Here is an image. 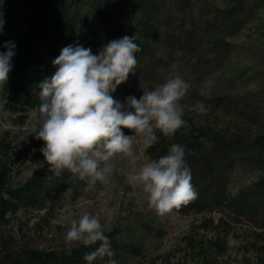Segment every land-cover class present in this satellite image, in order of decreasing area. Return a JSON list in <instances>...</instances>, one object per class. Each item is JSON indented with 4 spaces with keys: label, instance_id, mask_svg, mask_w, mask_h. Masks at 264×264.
I'll use <instances>...</instances> for the list:
<instances>
[{
    "label": "trees",
    "instance_id": "16d2710c",
    "mask_svg": "<svg viewBox=\"0 0 264 264\" xmlns=\"http://www.w3.org/2000/svg\"><path fill=\"white\" fill-rule=\"evenodd\" d=\"M198 1L15 0L12 9L3 11L5 23L3 35H0V45L10 40L16 44V48L8 80L0 86V102L5 110L14 114L33 110L39 104L41 89L38 85L44 79H50L56 71L52 60L60 54L63 47L78 42L85 48H91L93 54H98L103 45L124 36H134V42L140 46L141 51L135 53L137 66L134 71L129 73L125 82L116 87L112 96L121 103L128 96L136 97V91L140 87L138 84L144 80L147 68L155 67L158 61L160 65L162 62L157 54L163 48L164 11H178L182 7L189 11L192 4ZM242 1L244 0H234L233 10H228L231 5H227L216 16H208L210 13L202 15L194 8L189 15L190 18H195L194 24L190 25L193 26L192 33L184 29L186 37L181 40V46L188 53L195 51L194 46L203 42L196 39L197 29L201 24L207 23L202 30L213 34L212 36L222 34L224 38L221 43L218 39H213L215 44L210 42V47L215 51L220 48L224 52L229 36L224 32L231 26L237 29L245 24L239 21L243 12L247 14ZM210 20L215 22L209 24ZM186 26L189 24L182 29ZM0 51L6 49L0 46ZM204 101L213 113L217 110L229 113L234 108L235 114L226 115V118L235 116L238 122L260 121L258 129L249 131L247 127L236 124V131L231 133V121L223 118V123H215L210 116L213 113H208V118L204 120H198V115L184 112L183 119L187 121V126L179 129L174 136L166 137L157 132L158 142L146 149V153L155 160L166 155L174 143L185 147V159L192 174L191 183L198 192V197L176 210L182 214H203L198 227L206 231L223 225L232 226L231 219L236 220L233 222H240L248 214L253 217L264 216V116H248V110L253 108L252 102H235V98L230 96ZM122 131L128 135L132 130L122 128ZM43 146L42 140L35 139L20 147L12 133L5 131L0 135V264H89L83 256L95 250L100 242L91 246L73 242L69 255L68 243L46 249L24 245L14 235L13 222L19 211L47 203L60 205L68 198L63 193L71 188V194H75L84 185L67 170L61 176L50 172L49 165L40 152ZM237 166L255 170L259 175L254 183L232 194L227 187V172ZM23 168L30 169V173L20 177ZM216 211L224 212L218 221L210 216ZM105 235L111 241L114 257H98L90 264H107L110 259H115L117 264H127L132 258L128 247H133L132 250L141 248L131 240L126 241V234L115 229ZM255 235L262 241L255 246L260 260L258 264H264V232L256 231ZM214 246L221 252L227 249L225 241H216Z\"/></svg>",
    "mask_w": 264,
    "mask_h": 264
},
{
    "label": "rangeland",
    "instance_id": "374dc122",
    "mask_svg": "<svg viewBox=\"0 0 264 264\" xmlns=\"http://www.w3.org/2000/svg\"><path fill=\"white\" fill-rule=\"evenodd\" d=\"M15 0H0V10L12 9ZM234 0H199L192 4L191 10L180 8L164 11L163 48L155 67H148L144 73V80L138 84L136 98L139 99L144 91L154 90L156 86L170 78L179 75L189 85L186 96L181 100L184 112L198 115V120L208 118L213 113L207 108L204 100L219 96H230L235 102L251 103L252 110L248 116H264V0H244L242 6L245 12L239 16V21L245 23L241 28L231 26L224 34H228L226 49L212 50L210 42L224 39L222 34H213L204 29L208 24H201L197 29L198 38L203 42L195 45V51L188 53L181 46V40L186 37L185 30L192 33L195 18L190 13L195 8L202 15L216 16L224 11L227 5L232 9ZM195 6V7H194ZM233 10V9H232ZM230 10V11H232ZM249 13V16H248ZM192 16V14H191ZM208 19V17L206 18ZM204 19V20H206ZM203 20V21H204ZM186 21L184 24L183 22ZM221 21V19H218ZM215 20H210L213 24ZM186 24V28L182 27ZM233 30L230 33L228 31ZM197 41V40H196ZM223 42V41H222ZM214 43V42H213ZM225 43V42H224ZM215 44V43H214ZM190 51V50H189ZM157 59V57H156ZM158 60V59H157ZM253 100V101H252ZM259 101V102H257ZM244 104V103H243ZM203 110L200 111L199 107ZM209 107V106H208ZM235 109L223 112L217 110L210 115L213 122L223 123V118L234 125L247 127L249 131L257 130L260 121H239L233 115ZM37 114L33 110H26L14 114L4 109L0 102V135L10 132L15 142L24 147L35 140L37 128ZM131 131L128 135H134ZM133 150L142 156L140 161L131 162L128 158L118 156L114 161V172L107 185L99 182L88 192L84 191L86 184L70 198H66L60 205L51 203L40 207L21 210L13 222L14 235L27 246L40 248H54L67 244L66 233L72 219H78L88 212L97 216L104 233L116 230L126 234V241L131 240L139 250L128 247L132 258L127 264H258L256 245L262 241L255 232H264V216L253 217L250 214L242 217L240 222L230 220L232 226H221L202 230L198 225L202 222L203 214H182L173 209L165 215H159L149 208L147 194L139 187L126 182V174L152 160L143 148L142 138L134 142ZM30 169H21L20 177L28 175ZM229 177L228 190L232 194L254 183L259 173L237 166L227 172ZM224 213V212H223ZM213 212L216 221L223 215ZM230 229L228 230V228ZM216 241H225L226 251L221 252L214 246ZM73 243V242H72ZM135 252V253H134Z\"/></svg>",
    "mask_w": 264,
    "mask_h": 264
},
{
    "label": "clouds",
    "instance_id": "9594fccd",
    "mask_svg": "<svg viewBox=\"0 0 264 264\" xmlns=\"http://www.w3.org/2000/svg\"><path fill=\"white\" fill-rule=\"evenodd\" d=\"M3 15L0 10V35L5 23ZM134 41V36L114 39L103 45L98 54L78 42L69 44L52 60L56 71L51 78L38 85L39 104L33 111L37 114L35 139L44 142L40 152L50 172L61 176L67 170L85 182V192L98 182L110 183L113 161L118 156L133 163L142 159L133 150L138 137L142 138L143 148L148 149L158 142L157 132L169 137L187 126L181 100L190 85L179 75L154 90L144 91L139 99L128 96L121 103L113 98L116 87L137 66L135 53L141 49ZM0 46L6 49L0 51L2 86L12 70L16 44L9 40ZM122 128L135 134L125 135ZM185 156V147L174 143L166 155L127 173L126 182L147 194L150 209L165 215L198 197ZM71 193L69 188L63 195L70 198ZM65 239L69 255L72 242L84 246L100 242L95 250L84 254L83 259L89 264L98 257L115 255L99 218L88 212L71 220ZM107 264L117 262L110 259Z\"/></svg>",
    "mask_w": 264,
    "mask_h": 264
}]
</instances>
